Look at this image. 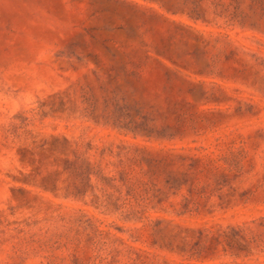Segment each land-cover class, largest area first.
Here are the masks:
<instances>
[{"label":"rangeland","instance_id":"374dc122","mask_svg":"<svg viewBox=\"0 0 264 264\" xmlns=\"http://www.w3.org/2000/svg\"><path fill=\"white\" fill-rule=\"evenodd\" d=\"M0 264H264V0H0Z\"/></svg>","mask_w":264,"mask_h":264}]
</instances>
